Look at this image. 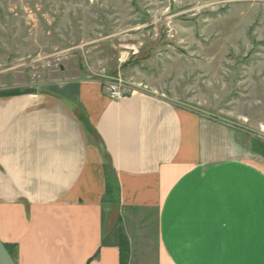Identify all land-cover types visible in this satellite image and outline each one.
I'll return each instance as SVG.
<instances>
[{
  "label": "crops",
  "instance_id": "0c3cea01",
  "mask_svg": "<svg viewBox=\"0 0 264 264\" xmlns=\"http://www.w3.org/2000/svg\"><path fill=\"white\" fill-rule=\"evenodd\" d=\"M127 87L114 101L80 77L0 97V239L16 263L121 264L124 242L127 264H264L259 139L165 87Z\"/></svg>",
  "mask_w": 264,
  "mask_h": 264
},
{
  "label": "rangeland",
  "instance_id": "374dc122",
  "mask_svg": "<svg viewBox=\"0 0 264 264\" xmlns=\"http://www.w3.org/2000/svg\"><path fill=\"white\" fill-rule=\"evenodd\" d=\"M119 68L264 142V0H0L1 92Z\"/></svg>",
  "mask_w": 264,
  "mask_h": 264
},
{
  "label": "trees",
  "instance_id": "16d2710c",
  "mask_svg": "<svg viewBox=\"0 0 264 264\" xmlns=\"http://www.w3.org/2000/svg\"><path fill=\"white\" fill-rule=\"evenodd\" d=\"M130 63V61H129ZM128 64V63H127ZM127 66V65H126ZM125 66V67H126ZM28 92H18V91H0V97H9V96H18V95H23L27 94ZM254 149L257 151L259 154L262 155L264 158V142H260V140H255L254 141ZM115 181V180H114ZM112 182L111 177L109 176V179L107 181V191L106 195L104 197L105 203H114L118 204L119 203V186L115 183ZM6 249L12 256V258L16 261V254L17 250L16 247L10 246V245H5ZM98 257V254L96 255ZM95 256V258H96ZM128 256H129V248L127 243H122L121 247V264H127L128 261Z\"/></svg>",
  "mask_w": 264,
  "mask_h": 264
},
{
  "label": "built area",
  "instance_id": "2783aa9c",
  "mask_svg": "<svg viewBox=\"0 0 264 264\" xmlns=\"http://www.w3.org/2000/svg\"><path fill=\"white\" fill-rule=\"evenodd\" d=\"M120 63H124L123 60H121ZM115 77H106L104 76V83L106 85V92L111 100H119L126 96L127 94V85L125 82V79L121 73V68H119L118 72Z\"/></svg>",
  "mask_w": 264,
  "mask_h": 264
},
{
  "label": "water",
  "instance_id": "95a60500",
  "mask_svg": "<svg viewBox=\"0 0 264 264\" xmlns=\"http://www.w3.org/2000/svg\"><path fill=\"white\" fill-rule=\"evenodd\" d=\"M0 264H17L0 239Z\"/></svg>",
  "mask_w": 264,
  "mask_h": 264
}]
</instances>
